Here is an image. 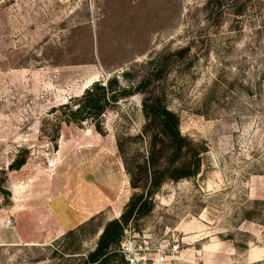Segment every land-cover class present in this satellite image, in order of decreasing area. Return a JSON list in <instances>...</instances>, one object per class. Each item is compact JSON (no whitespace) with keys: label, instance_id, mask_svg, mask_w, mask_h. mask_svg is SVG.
Returning <instances> with one entry per match:
<instances>
[{"label":"rangeland","instance_id":"rangeland-1","mask_svg":"<svg viewBox=\"0 0 264 264\" xmlns=\"http://www.w3.org/2000/svg\"><path fill=\"white\" fill-rule=\"evenodd\" d=\"M206 1L0 0V264H81L120 217L134 189L117 140L131 135L128 157L146 154L143 95L112 105L102 132L65 121L61 105L127 69L137 82L151 58L166 69L151 90L203 153L198 175L165 182L129 224L142 254L264 264V0L213 20ZM193 40L189 57L173 55Z\"/></svg>","mask_w":264,"mask_h":264},{"label":"trees","instance_id":"trees-1","mask_svg":"<svg viewBox=\"0 0 264 264\" xmlns=\"http://www.w3.org/2000/svg\"><path fill=\"white\" fill-rule=\"evenodd\" d=\"M250 1L252 0H207L204 5L206 18L218 19L225 5L231 6L233 9L231 15L238 18L249 9ZM254 29L256 34L263 31L264 18ZM193 43L194 40L189 41L173 55L180 58L189 57ZM159 61V58L146 61L148 67L137 82L131 78L133 70L127 69L122 71L121 76L112 75L106 80L94 81L80 97L61 105L67 108L65 121L80 123L93 120L96 130L102 132V117L112 105L137 93L143 95L141 104L145 123L137 136L147 143L146 154L142 160L128 157L127 140L132 138L131 135L119 136L117 140L134 192L120 217L105 223L96 247L87 254L81 264H105L116 254H119L126 264L125 256L121 252V243L127 226L152 210L154 195L165 182L191 178L198 175L201 170L203 153L201 146L189 136L182 134L180 115L166 103L165 91L151 90L154 82L159 81L165 74L166 69ZM121 78L128 83H123ZM26 161V156H22L15 160L10 168L19 169Z\"/></svg>","mask_w":264,"mask_h":264},{"label":"built area","instance_id":"built-area-1","mask_svg":"<svg viewBox=\"0 0 264 264\" xmlns=\"http://www.w3.org/2000/svg\"><path fill=\"white\" fill-rule=\"evenodd\" d=\"M4 226L11 228L13 221L10 218L6 219ZM126 233L121 243V252L125 256L126 264H165L167 262L168 255H166L165 251H159L155 253V256L142 254V248L137 242L136 233H133L130 225L129 228H126ZM178 249L179 245L174 244L170 248V251L171 253H175L178 252Z\"/></svg>","mask_w":264,"mask_h":264},{"label":"water","instance_id":"water-1","mask_svg":"<svg viewBox=\"0 0 264 264\" xmlns=\"http://www.w3.org/2000/svg\"><path fill=\"white\" fill-rule=\"evenodd\" d=\"M101 233H102V231L99 234H101Z\"/></svg>","mask_w":264,"mask_h":264},{"label":"crops","instance_id":"crops-1","mask_svg":"<svg viewBox=\"0 0 264 264\" xmlns=\"http://www.w3.org/2000/svg\"><path fill=\"white\" fill-rule=\"evenodd\" d=\"M69 229V228H68Z\"/></svg>","mask_w":264,"mask_h":264}]
</instances>
